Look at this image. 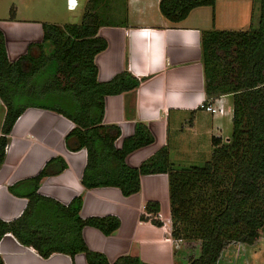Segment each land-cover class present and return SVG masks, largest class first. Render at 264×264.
<instances>
[{
  "label": "trees",
  "instance_id": "16d2710c",
  "mask_svg": "<svg viewBox=\"0 0 264 264\" xmlns=\"http://www.w3.org/2000/svg\"><path fill=\"white\" fill-rule=\"evenodd\" d=\"M125 1L117 21L109 19L112 0H87L79 23L63 26L42 23L41 41L30 43L27 52L14 61L7 57L0 31V101L5 108L0 164L5 156L7 135L26 108L56 112L73 123L65 136L67 149L86 151L80 179L85 188L116 187L122 195L129 196L140 190L141 175L166 173L172 238L200 241L199 254L190 256L188 264H216L226 241L253 244L264 226V0H259L256 27L201 32L205 101L231 95L232 130L226 142L220 137L211 138V156L202 166L180 168L173 167L165 147L137 167L128 166L126 155L150 144L152 134L144 123L138 122L134 133L117 148L114 141L120 135L119 128L102 122L104 97L134 90L143 80L127 70L108 81L97 78L94 58L107 45L98 35V28L123 24ZM215 2L160 0L158 7L164 18L177 23L192 9L213 8ZM211 17L213 20V12ZM31 47L37 49V54L31 53ZM222 166L231 172L226 185L218 189V171ZM65 168L61 158H52L37 175L26 180L32 185L29 202L20 217L11 221L0 219V239L11 233L42 257L54 252L70 257L82 253L87 264H149L132 255L110 262L104 254L86 246L82 238L84 226L110 235L120 221L113 215L81 218L82 196L74 197L67 206L49 201L67 217H27L34 200H41L37 195L40 179ZM144 209L147 215H140V219L161 226L158 202L146 201ZM0 264H3L1 257Z\"/></svg>",
  "mask_w": 264,
  "mask_h": 264
},
{
  "label": "crops",
  "instance_id": "0c3cea01",
  "mask_svg": "<svg viewBox=\"0 0 264 264\" xmlns=\"http://www.w3.org/2000/svg\"><path fill=\"white\" fill-rule=\"evenodd\" d=\"M159 1L126 0L124 23L98 28V35L107 43L94 58L98 80L108 81L125 70L143 79L134 90L104 97L102 122L120 130L115 147L120 148L124 138L134 133L138 122L144 123L153 136L150 144L126 155L125 162L131 167H137L161 147L167 149L174 168L190 166V161L204 157L208 139L212 149L213 136L229 138L230 135L225 133L223 121L228 118L231 122V95L211 101L214 106H221V113L200 107L206 100L201 32L244 29L238 24L239 15L249 10L243 11L245 8L236 0L223 13L224 1L216 0L213 8L196 7L185 19L172 23L160 13ZM36 8V5L32 7ZM10 9L13 17L9 15L0 21V31L7 57L14 61L27 52L30 43L41 41L43 22L37 19L22 22L19 5L13 3ZM35 50L31 47L33 55ZM4 113L0 101V134ZM72 127L67 118L42 108L28 107L17 118L7 135L5 156L0 164V219L11 221L22 215L32 188L26 180L37 175L48 160L57 157L65 162L66 168L40 179L37 195L41 200H34L27 217H67L49 201L67 206L74 197L82 196L81 218L113 215L120 221L110 235L84 226L82 238L90 250L104 254L110 262L132 255L149 264H183L181 259L188 247L184 241L173 239L169 231L167 174L141 175L140 190L129 196L122 195L116 187L85 188L80 179L86 151H72L65 145V136ZM146 201L158 202L161 226L140 219V215H147ZM0 257L3 264H87L82 253L70 257L54 252L42 257L11 233L0 239Z\"/></svg>",
  "mask_w": 264,
  "mask_h": 264
},
{
  "label": "rangeland",
  "instance_id": "374dc122",
  "mask_svg": "<svg viewBox=\"0 0 264 264\" xmlns=\"http://www.w3.org/2000/svg\"><path fill=\"white\" fill-rule=\"evenodd\" d=\"M223 1V13H225L227 10L226 7L232 5V1L236 0ZM86 2L87 0H75L74 3H72L71 0H0V21H2V19L4 18L9 17L11 5L15 3L19 5L22 11V14L20 16V20L22 22H25L27 19H37L42 21L43 23H52L59 26H63L67 23H79ZM123 2L124 0H112L111 4L113 8L110 12L111 16H109V19L111 21L119 20L117 16H120ZM238 3L240 6L245 8L243 11H246L247 9L249 10V13L239 15L238 24L240 25V27L242 26L244 29H248L249 27H256L259 15V0H239ZM35 5L37 8L32 9V7ZM98 6H102L101 2ZM115 12L116 14H114ZM225 16L226 15H224V17ZM37 52L38 51L36 49L35 54H37ZM46 102L47 101H44V103ZM227 119L228 118H225V120L223 121L225 125V133L230 134L232 130V124L230 121L228 122ZM221 139L223 142L228 141V137H222ZM209 142L210 140L208 139L205 143L206 151L204 157L201 160L196 159L195 161H190L191 165L202 166L206 161L210 159L212 149ZM218 172V175L220 176V184L217 185V188L221 189L226 185V182L229 181V178L227 176H229V173L231 171L227 166H222V168ZM214 196H216V194H214ZM171 223L172 220L170 218V233L172 231ZM183 243L186 244L188 250L183 255L181 262H183V264H188L190 256H197L199 254L200 241L198 239H192L184 240ZM216 264H264V226H262L259 230V237L253 244L248 245L235 240L226 241Z\"/></svg>",
  "mask_w": 264,
  "mask_h": 264
},
{
  "label": "built area",
  "instance_id": "2783aa9c",
  "mask_svg": "<svg viewBox=\"0 0 264 264\" xmlns=\"http://www.w3.org/2000/svg\"><path fill=\"white\" fill-rule=\"evenodd\" d=\"M200 107L202 109H204L206 111H209V112H212V113H214L216 111L221 113L223 111L220 105L218 107H215L214 106V102H211V101H209V102L208 101H204V102L200 103Z\"/></svg>",
  "mask_w": 264,
  "mask_h": 264
},
{
  "label": "snow or ice",
  "instance_id": "6c2138e0",
  "mask_svg": "<svg viewBox=\"0 0 264 264\" xmlns=\"http://www.w3.org/2000/svg\"><path fill=\"white\" fill-rule=\"evenodd\" d=\"M71 2H72V3H74V2H75V0H71Z\"/></svg>",
  "mask_w": 264,
  "mask_h": 264
}]
</instances>
